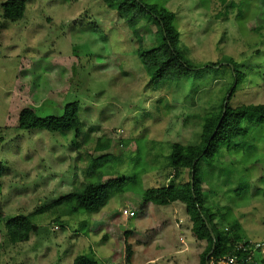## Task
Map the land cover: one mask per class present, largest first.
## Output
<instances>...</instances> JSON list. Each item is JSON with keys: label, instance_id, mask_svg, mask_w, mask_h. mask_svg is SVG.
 <instances>
[{"label": "rangeland", "instance_id": "obj_1", "mask_svg": "<svg viewBox=\"0 0 264 264\" xmlns=\"http://www.w3.org/2000/svg\"><path fill=\"white\" fill-rule=\"evenodd\" d=\"M6 1L0 0V264H73L80 255L123 264L126 233L133 264H200L208 243L194 237L185 206L145 209L142 193L189 181L188 170L170 167L171 145H198L205 117L220 112L235 85L230 64H208L230 57L246 76L234 88L232 108L264 105V0H245L239 20L243 0H167L177 15L180 51L198 68L176 81H152L139 58L140 46L162 43L148 15H141L135 33L127 16L103 0H25L24 18L12 22L3 17ZM73 102L78 135L15 129L25 108L58 117ZM258 130L264 137V127ZM253 138L237 154L222 146L214 164L201 162L200 172L206 208L231 209L244 241L260 248L249 263L260 264L264 139ZM121 177L129 179L126 192L97 213L56 204L89 182ZM19 215L35 228L27 241L12 242L7 224ZM233 233H227L231 242Z\"/></svg>", "mask_w": 264, "mask_h": 264}, {"label": "trees", "instance_id": "obj_2", "mask_svg": "<svg viewBox=\"0 0 264 264\" xmlns=\"http://www.w3.org/2000/svg\"><path fill=\"white\" fill-rule=\"evenodd\" d=\"M110 8L116 9L119 14L127 16L133 31L137 33V23L142 14L152 18L159 28L162 43L150 50L138 48V55L150 73L152 81L180 80L188 77L197 67L188 61L180 51V32L177 28V15L166 6L167 0H160L161 4L148 5L143 0H103ZM205 3V0H202ZM225 4L226 0H221ZM245 0L241 2L240 15H243ZM3 17L6 20L16 22L24 18L26 12L25 0H8L2 4ZM243 28L242 26H240ZM223 62L233 66L236 88L246 78L238 71L237 63L233 58L225 57L220 63H210L206 67H217ZM236 89L230 96L231 102ZM226 100V99H225ZM219 113L214 112L205 117L200 143L195 146L174 143L171 145L169 155L170 167L176 171L186 169L189 171V181L182 185L171 183L168 186L144 190L142 193V207L151 205L167 206L181 203L185 206L186 214L192 223V233L200 241L208 243L206 251L201 255L200 264H212L225 256H234L238 264H250L249 260L255 258V252L251 242H245L240 235L242 226L238 220H231L227 207L218 209V213L208 210L205 206V197L202 189L201 162L204 160L214 164L219 149L225 145L226 152L237 154L244 147V141L253 134V142L264 139L259 130L254 132L257 126L264 127V105H247L232 108L229 103L224 113V103ZM224 114V115H223ZM81 120L79 117V104L73 102L64 107L58 117H40L35 109L22 110L15 129L31 130L41 129L49 132L75 131L80 132ZM237 140L241 142L237 143ZM108 146V145H107ZM107 146H99L98 151L106 150ZM256 149L254 146L252 147ZM246 160H235L241 164H247ZM194 162L196 166H194ZM256 162H259L257 159ZM93 173V171H91ZM195 173L194 186H192V173ZM2 165L0 164V177ZM129 179L125 177L110 179L107 184L89 182L84 188L61 198L56 202L58 206L71 205L74 212L89 214L99 212L107 201L116 194L126 192ZM222 211V212H220ZM228 227V229H226ZM8 233L12 242L27 241L30 233L35 228L29 218L23 215L16 216L7 224ZM226 229V230H225ZM234 232L235 240L230 241L228 234ZM131 233H126L125 258L123 264H133L134 249L130 242ZM257 253V252H256ZM213 258V259H212ZM261 262V261H260ZM73 264H101L92 257L86 255L77 256ZM216 264V263H214ZM260 264H264L262 261Z\"/></svg>", "mask_w": 264, "mask_h": 264}, {"label": "built area", "instance_id": "obj_3", "mask_svg": "<svg viewBox=\"0 0 264 264\" xmlns=\"http://www.w3.org/2000/svg\"><path fill=\"white\" fill-rule=\"evenodd\" d=\"M257 247H262V245L261 246L257 245ZM212 262H213L212 264H214V263H216V264H238L237 263V258L234 257V256H231V255L225 256V257H223V258H221L219 260L212 261Z\"/></svg>", "mask_w": 264, "mask_h": 264}, {"label": "water", "instance_id": "obj_4", "mask_svg": "<svg viewBox=\"0 0 264 264\" xmlns=\"http://www.w3.org/2000/svg\"><path fill=\"white\" fill-rule=\"evenodd\" d=\"M232 69H233V71H234V68H233V66H232ZM236 87V84L234 85V87L232 88V90L229 92V94H228V96H227V98H226V100H225V103H224V113H225V111H226V109H227V107H228V103H229V100H230V96H231V94H232V91H233V89ZM224 115V114H223ZM196 163L197 162H194V166H196ZM194 179H195V173L193 172L192 173V186H194ZM0 213H3V211H2V209L0 208Z\"/></svg>", "mask_w": 264, "mask_h": 264}, {"label": "crops", "instance_id": "obj_5", "mask_svg": "<svg viewBox=\"0 0 264 264\" xmlns=\"http://www.w3.org/2000/svg\"><path fill=\"white\" fill-rule=\"evenodd\" d=\"M175 204H177V203H175Z\"/></svg>", "mask_w": 264, "mask_h": 264}]
</instances>
